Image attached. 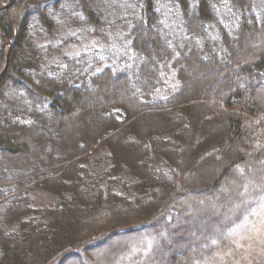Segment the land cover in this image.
Returning a JSON list of instances; mask_svg holds the SVG:
<instances>
[{
	"label": "trees",
	"instance_id": "16d2710c",
	"mask_svg": "<svg viewBox=\"0 0 264 264\" xmlns=\"http://www.w3.org/2000/svg\"><path fill=\"white\" fill-rule=\"evenodd\" d=\"M70 258L264 264V0L0 4V264Z\"/></svg>",
	"mask_w": 264,
	"mask_h": 264
},
{
	"label": "rangeland",
	"instance_id": "374dc122",
	"mask_svg": "<svg viewBox=\"0 0 264 264\" xmlns=\"http://www.w3.org/2000/svg\"><path fill=\"white\" fill-rule=\"evenodd\" d=\"M2 2H5V0H0V4H2ZM111 94H112V93H111ZM79 123H80V121H79ZM67 263H68V264H71V263H73V264H77L76 261H75L74 259H72V258H70V259L68 260Z\"/></svg>",
	"mask_w": 264,
	"mask_h": 264
}]
</instances>
